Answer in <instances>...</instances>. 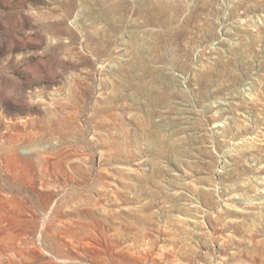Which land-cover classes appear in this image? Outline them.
<instances>
[{"label":"rangeland","instance_id":"obj_1","mask_svg":"<svg viewBox=\"0 0 264 264\" xmlns=\"http://www.w3.org/2000/svg\"><path fill=\"white\" fill-rule=\"evenodd\" d=\"M0 264H264V0H0Z\"/></svg>","mask_w":264,"mask_h":264},{"label":"built area","instance_id":"obj_2","mask_svg":"<svg viewBox=\"0 0 264 264\" xmlns=\"http://www.w3.org/2000/svg\"><path fill=\"white\" fill-rule=\"evenodd\" d=\"M216 123H218V125H219V126H214V127H217V128H216V131L222 134V131H220V127H222V120H220V121H218V122H216ZM216 123H215V124H216ZM215 124H214V125H215Z\"/></svg>","mask_w":264,"mask_h":264},{"label":"bare ground","instance_id":"obj_3","mask_svg":"<svg viewBox=\"0 0 264 264\" xmlns=\"http://www.w3.org/2000/svg\"><path fill=\"white\" fill-rule=\"evenodd\" d=\"M216 126H219L218 123L215 124ZM202 221V220H201Z\"/></svg>","mask_w":264,"mask_h":264}]
</instances>
